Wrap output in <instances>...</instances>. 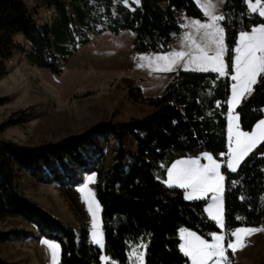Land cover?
I'll list each match as a JSON object with an SVG mask.
<instances>
[{
  "label": "trees",
  "instance_id": "obj_1",
  "mask_svg": "<svg viewBox=\"0 0 264 264\" xmlns=\"http://www.w3.org/2000/svg\"><path fill=\"white\" fill-rule=\"evenodd\" d=\"M35 1L55 13L52 24L43 31L22 0H0V77L13 51L24 53L32 67L60 75L73 52L89 43L84 29L94 37L104 32H130L135 53H168L182 32V18L202 19L193 0H140L139 4L135 0L127 4L123 0ZM245 1L226 0L222 9L226 20L221 24L230 49L241 30L264 23L247 13ZM79 33L84 36L76 42ZM16 35L23 37L27 51L15 43ZM232 55L226 53L228 68ZM253 88V94L235 111L245 132L264 119V83ZM228 93L226 77L212 72H179L161 95L149 102L151 112L141 119L99 122L81 134L34 146L0 140V221L18 218L37 230V236L25 231L0 232V244L48 239L61 246L59 264H128L129 249L144 242L145 264H189L180 251L178 231L186 229L211 240L210 232L220 230L205 214L207 200L186 201L183 190L163 183L165 169L181 158H200L203 151L221 161L219 156L227 149L223 114ZM3 101L0 98V105ZM21 115L22 111L14 113L0 131ZM128 141L135 144L134 152L125 148ZM102 146L112 151L108 165ZM262 154L264 142L236 172L222 168L229 230L264 224ZM78 171L96 174L93 190L100 207L104 248L90 241L85 221L78 220L77 236L70 225L25 197L16 186L18 174L24 172L33 183L67 186L74 191L80 182ZM101 256L108 257L105 263ZM0 264L14 263L0 258Z\"/></svg>",
  "mask_w": 264,
  "mask_h": 264
},
{
  "label": "rangeland",
  "instance_id": "obj_2",
  "mask_svg": "<svg viewBox=\"0 0 264 264\" xmlns=\"http://www.w3.org/2000/svg\"><path fill=\"white\" fill-rule=\"evenodd\" d=\"M22 1L41 31L52 24L53 10L35 0ZM194 2L202 11L198 0ZM214 2L218 3V0H214ZM251 3L255 6V0H251ZM245 5L249 15L264 20L259 16L258 11L251 12L247 0ZM259 7L257 6V8ZM184 20L185 17L181 21L182 32L184 31ZM83 31L90 39L89 43L73 52L58 76L29 65L24 53L12 52L10 60L6 63V72L0 77V98L4 100L0 105V128L14 113L22 111L23 115L13 118L14 123L0 131L1 141H9L22 146H34L81 134L99 122L122 123L132 119H141L151 112L149 102L159 97L166 86L172 82L176 70L205 72L198 65H196L197 68L187 69L184 67V63H181V67L174 65L172 71L157 70L158 64L155 62V57L158 54L135 53L132 49L134 35L130 32H122L118 35L104 32L94 37L90 31L86 29ZM182 32L172 51H176L182 44V40H180ZM83 36L82 33H79L76 42ZM14 40L23 51L28 50V45L21 35L15 36ZM187 43L189 46V41ZM68 47L72 48L73 45L68 44ZM234 55L233 52L232 56ZM162 63L161 61L160 64L162 65ZM229 69L231 71V67L228 68L227 65V74L223 76L216 73L220 78L226 77L229 80L227 101L232 94L231 85L235 83L231 79L232 73H228ZM207 71L212 72L210 67ZM245 96L248 95L245 94ZM227 101L223 114L226 122L227 140L225 153L228 152L229 143L228 116L230 113ZM216 107L220 108L221 106L216 104ZM231 115L233 118L237 117L233 110ZM233 125L240 129L239 118L236 121L235 118L233 119ZM255 127L248 132H251ZM263 142L258 143L256 148ZM124 146L129 152L135 151V144L130 141ZM102 147L106 156V165H108L111 163L112 151L107 146ZM219 157L221 161L217 162L221 166L220 170L225 168L228 172H233L227 168V157L221 155ZM183 160L187 159L182 158L178 161ZM200 161L202 164L208 163L203 156L200 157ZM91 174H83L78 171L77 176L80 182L74 191H71L67 186L33 183L24 172L18 174L16 186L25 197L34 201L57 219L70 225L77 236L81 226L78 220L85 221L92 242V232L98 231L102 235L100 207L94 197L93 190L96 177L94 181L87 182V187L83 191L80 190L81 185ZM165 185L169 187L166 183ZM170 188L180 189L176 185H172ZM211 195L209 193L208 197L201 199L211 203ZM89 207L96 214V228H93V217ZM205 214L210 219L207 212ZM257 228L264 229V224ZM218 229L221 230L219 227ZM7 231H25L37 236L34 226L18 218L0 221V232ZM181 234L179 240H181ZM41 240L34 241L28 238L0 244V258L14 264H49V257L42 249ZM181 243H183L182 240ZM245 243L246 247L237 249L235 253L231 249H227L230 264H264V231L246 236ZM145 244L141 242L129 249L128 264H136L138 259L133 253L135 251L143 252L142 245ZM94 245L100 248L99 244ZM102 262L105 263L106 260H102ZM189 264H191L190 260Z\"/></svg>",
  "mask_w": 264,
  "mask_h": 264
},
{
  "label": "snow or ice",
  "instance_id": "obj_3",
  "mask_svg": "<svg viewBox=\"0 0 264 264\" xmlns=\"http://www.w3.org/2000/svg\"><path fill=\"white\" fill-rule=\"evenodd\" d=\"M113 2L115 3L116 0ZM123 2L127 4L129 0H123ZM135 2L139 4L140 0H135ZM198 2L207 17V23H202L199 19L191 20V27L199 34L198 40L193 38L191 33L184 34V38L190 42V47L194 46V50L158 54L155 57V62L158 64L157 70L159 71H172L173 66L183 60L185 68L194 64L207 71L210 67L213 72L223 76L227 74L226 53L229 51L235 53L231 58L230 65L231 79L235 83L231 85L232 94L227 101L230 113L228 116V152L220 155L227 157V168L236 172L244 158L257 147L258 143L264 141V119L259 120L251 132H245L234 127V118L231 115L233 105L240 104L242 97L246 100L245 94L248 96L253 94L255 91L253 85L264 83V23L252 27L250 32L241 30L235 47L230 49L226 43V28L220 23V21L226 20L225 14H216L217 3L214 0H198ZM225 2L226 0H218L219 4ZM247 2L251 12L258 11L259 16L264 18V0H255V6L251 0H247ZM257 6L260 7L257 8ZM217 104L219 105L220 101H217ZM202 156L207 159L208 163L202 164L199 157L177 161L167 169L168 180L165 183L169 187L176 185L183 189L186 201L208 197L211 193V203L205 205L204 211L207 212L210 219L215 221L221 231H211V240H208L195 232L181 229L183 243L179 245V248L183 255L191 261V264H210V262L211 264H230L227 249H231L235 253L237 249L246 247V236L264 231V229L242 226L229 230L225 220L224 201L226 195H222L225 193L223 185L225 176L221 174L220 164L213 159L208 151H203ZM95 177V173L89 175L80 190L83 191L87 187V182L94 181ZM89 211L93 217V228H96V214L91 207H89ZM239 219L240 217H237V220ZM40 242L50 249L52 264H59L60 244L48 239H42ZM92 243L99 244L101 248L105 247L102 243V235L98 231L92 232ZM142 246L147 247L146 245ZM133 254L142 264L145 253L135 251ZM106 259L108 257L101 256V260Z\"/></svg>",
  "mask_w": 264,
  "mask_h": 264
},
{
  "label": "crops",
  "instance_id": "obj_4",
  "mask_svg": "<svg viewBox=\"0 0 264 264\" xmlns=\"http://www.w3.org/2000/svg\"><path fill=\"white\" fill-rule=\"evenodd\" d=\"M193 1H195V0H193ZM196 4V3H195ZM223 6H224V3L223 4H219V3H217V7H216V14L217 15H219V14H221L222 13V9H223ZM201 11V10H200ZM201 13H202V19L200 20L202 23H207V17L204 15V13H203V11H201ZM248 13V12H247ZM55 15V13L53 12V16ZM191 20H194L193 18H188V17H186L185 18V20H184V31L182 32V35H181V39L180 40H182V44L180 45V47L176 50V51H180V50H183V51H190V50H194V46H191L190 47V45L188 46V41L184 38V34L187 32V33H191L192 34V36H193V38H196L197 40L199 39V34L198 33H196L195 32V30L191 27V24H190V22H191ZM222 21H220V23H221ZM252 29V28H251ZM251 29L249 30V32L251 31ZM16 36H18V35H16ZM239 39V34H238V36H237V38H236V41ZM190 43V42H189ZM165 54V53H164ZM226 57V56H225ZM181 63H184L183 62V60H181V61H179V64H176V67H181L180 65H181ZM199 67V66H198ZM190 68H197V66L196 65H194V64H190L188 67H187V69H190ZM180 69H182V68H180ZM200 69V68H199ZM179 72H197V71H182V70H176L174 73H175V75L177 74V73H179ZM205 72H211V71H205ZM212 73H216V72H213L212 71ZM231 73V72H230ZM258 79H259V77H258ZM254 86V85H253ZM244 98L242 97L241 98V101L243 100ZM239 106V104H237V105H233V107H232V110L233 111H236V109H237V107ZM236 113V112H235ZM237 115V114H236ZM235 118V121L236 120H238V115H237V117H234ZM237 118V119H236ZM259 122V121H258ZM257 122V123H258ZM256 123V124H257ZM256 124L254 125V126H256ZM253 126V127H254ZM183 159H188V158H183ZM178 160H182V158L181 159H178ZM178 160H176V161H174L173 163H171L166 169H165V177H164V181H163V183L165 184V181H166V173H167V169L168 168H170L173 164H175ZM221 231V230H220ZM181 232V229L178 231V238H179V235L181 234L180 233ZM185 234V233H184ZM180 243H181V240H180ZM146 245V244H145ZM41 246L43 247L42 249H43V251L45 252V254L49 257L48 258V263L49 264H52V260H51V252H50V249L46 246V245H43V244H41ZM147 246V245H146ZM101 248V247H100ZM145 250H146V248L144 247V250H143V252L145 253ZM144 258H145V255H144V257H143V261H142V264H145V260H144ZM136 264H141V261H137L136 262Z\"/></svg>",
  "mask_w": 264,
  "mask_h": 264
}]
</instances>
